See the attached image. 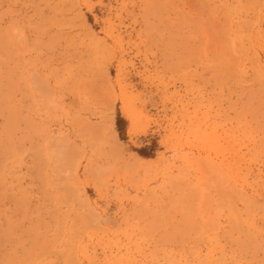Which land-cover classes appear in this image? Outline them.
<instances>
[{"label": "rangeland", "instance_id": "obj_1", "mask_svg": "<svg viewBox=\"0 0 264 264\" xmlns=\"http://www.w3.org/2000/svg\"><path fill=\"white\" fill-rule=\"evenodd\" d=\"M0 264H264V0H0Z\"/></svg>", "mask_w": 264, "mask_h": 264}]
</instances>
